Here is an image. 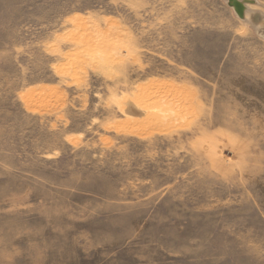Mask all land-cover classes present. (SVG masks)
<instances>
[{
    "label": "rangeland",
    "instance_id": "rangeland-1",
    "mask_svg": "<svg viewBox=\"0 0 264 264\" xmlns=\"http://www.w3.org/2000/svg\"><path fill=\"white\" fill-rule=\"evenodd\" d=\"M0 264H264V0H0Z\"/></svg>",
    "mask_w": 264,
    "mask_h": 264
},
{
    "label": "water",
    "instance_id": "water-1",
    "mask_svg": "<svg viewBox=\"0 0 264 264\" xmlns=\"http://www.w3.org/2000/svg\"><path fill=\"white\" fill-rule=\"evenodd\" d=\"M230 1H231V0H230ZM232 4H233V6H235V5H236V3H235V2H234V3L232 2ZM236 6H237V5H236ZM235 9L237 10V12H239V13L241 12V9H240V8H237V7H235Z\"/></svg>",
    "mask_w": 264,
    "mask_h": 264
},
{
    "label": "bare ground",
    "instance_id": "bare-ground-1",
    "mask_svg": "<svg viewBox=\"0 0 264 264\" xmlns=\"http://www.w3.org/2000/svg\"><path fill=\"white\" fill-rule=\"evenodd\" d=\"M236 5H237V4H236ZM236 5H235V7H237V8H238V5H237V6H236Z\"/></svg>",
    "mask_w": 264,
    "mask_h": 264
}]
</instances>
